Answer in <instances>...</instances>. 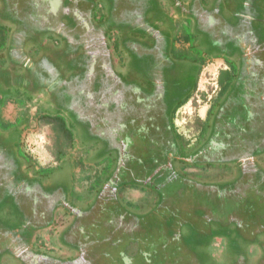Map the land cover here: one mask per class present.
Listing matches in <instances>:
<instances>
[{
    "label": "flooded vegetation",
    "instance_id": "af4514ba",
    "mask_svg": "<svg viewBox=\"0 0 264 264\" xmlns=\"http://www.w3.org/2000/svg\"><path fill=\"white\" fill-rule=\"evenodd\" d=\"M59 3L60 0H55L53 9L46 12L43 19L59 13L62 8ZM244 5L248 10L243 16L246 21L234 26L238 29L242 27L245 42L237 43L232 38L234 34L220 35L217 38L222 50L212 42L211 47L216 50L215 58L207 63H201V57H195L191 47H188L183 59L176 58L181 65H176L168 60L167 48L154 41L157 37L154 33L146 36V41L140 44L131 35L125 36L127 40L122 44L131 52L129 62L121 65L125 77L118 76L111 68L119 82V85H112L116 101L114 110L106 113L103 108L114 124V142L107 143L105 138L91 134L89 128H80V133L74 111L64 107H60L64 111L53 110V113L41 118L51 120L44 121V125L55 138L54 119L60 116L66 121L73 139L76 136L82 146L96 147L88 162H103L111 158V172L94 190L90 187L92 196L84 205H78L73 199H76L73 186L77 179L71 167L73 161H62L55 168L33 166L30 159L20 153L15 140L18 131L13 130L15 126L0 118V163L3 166L0 169L9 173L6 178L0 177V188H4L0 210L7 205L8 216L13 219L8 228H16L19 232L18 247L10 256H4L1 264H26L28 258H33L34 264L77 262L82 252H77L65 238L76 223L101 202H106L103 209L111 204L118 216H121L122 209L127 215L137 216L140 222L153 211H164L150 216L146 230L141 225L145 237L143 242L149 248L153 247L148 249L149 253L142 250L143 264L172 263L175 258L178 262L189 263L183 257L185 251L193 256L196 264H203L202 260L206 257H209L210 264H216L215 258L207 251L212 242L209 239L213 237V241L221 242L225 238L227 251L219 255L226 257L229 264H259L264 261V229L248 235L247 221L241 217L243 208L245 211L248 209V206L244 207L243 199L253 195L251 187L264 184V11L260 7L252 9L247 0H244ZM252 10L256 11V15L251 14ZM203 13L215 17V23L208 21L205 24L200 16L201 22L208 28L218 23H230L215 2L203 7ZM192 24L194 26L195 23ZM178 25L175 24L176 27ZM208 34L212 36V31ZM151 39L154 42H147ZM182 47L174 46L173 50L179 54L185 48ZM215 64L214 76L208 77V80L205 78L201 83L203 72ZM23 65L25 67L26 62ZM178 69L185 73L179 81L173 79V76L177 77ZM28 76L31 79L24 75L30 82L20 81L29 83L35 93L29 100L37 102L46 95L42 90L38 91V86L40 89L44 87L53 96L51 87L39 84L32 71ZM103 79L105 76L101 74L97 89L101 88ZM53 105L57 107V103ZM187 105L189 110L195 111L191 115L185 113L188 116L182 117L179 130L173 115L182 108L185 110ZM129 160L135 162L134 166ZM129 162L131 177L128 180L124 179V174L127 170L129 173ZM98 179H101L99 175L94 179L93 186ZM173 180L177 181L174 191L164 192L163 188ZM134 188L144 189L153 197L150 208L141 215L135 214V210L128 206L129 202L123 203L121 199L123 191ZM259 192L262 198L264 191ZM183 193L193 198L190 203H185L187 208L181 215L173 210L181 212ZM173 205H178L179 209ZM33 207L34 217L31 213ZM210 208L212 214L224 211L228 215L219 226L216 225L222 235L217 236L216 226L210 225L211 215L204 213L211 211ZM43 230L50 233L49 240L55 241L59 248L72 251V258H66L71 257L69 255L55 258L46 251H38L35 241L41 240L38 236ZM8 232L9 229L4 234ZM160 241L164 244L155 247ZM130 262L135 264L134 258Z\"/></svg>",
    "mask_w": 264,
    "mask_h": 264
},
{
    "label": "rangeland",
    "instance_id": "374dc122",
    "mask_svg": "<svg viewBox=\"0 0 264 264\" xmlns=\"http://www.w3.org/2000/svg\"><path fill=\"white\" fill-rule=\"evenodd\" d=\"M247 1L250 2L252 9L260 7L264 11V0ZM212 2H215L217 9H220L225 20L230 23L227 25L218 23L213 28L205 25L208 21L210 24L215 23L214 15L210 17L207 13L202 14L203 7H209ZM243 2L244 0H60L59 5L62 8L58 10L59 13L43 19V15L53 9L55 0H0V118L7 124L15 126L14 131H18L15 140L20 153L25 154L33 166L40 168H55L62 161L69 163L73 161L71 167L75 170L74 174L78 179L73 186L76 195V199H73L80 206L86 204L92 196L90 187L94 190L111 172L113 168L111 158L100 162L99 165L97 163L92 165L88 162V158L96 147L82 146L76 136L71 145L59 149L55 136L44 125L41 118L53 113V110L64 111L60 108L64 107L74 111L80 133H82L80 128L84 130L89 128L91 134L105 138L107 143L114 142V124L109 121L104 111L107 113L109 110H114L113 106L116 101L112 85L119 82L112 70L114 69L118 76L125 77L121 65L130 60L131 52L122 44V41L124 43L127 40L125 36L131 35L140 44L146 41V36L154 33L157 35L154 41L167 48L168 60L178 66L181 63H178L176 58L179 56L178 58L183 59L188 47H191L195 57L196 55L201 57V63H207L215 58L216 50L211 47L212 42L218 46L219 50H222V46L218 44L220 35L233 36L234 34L235 38H232L237 43L245 42L242 27L241 29L236 28L240 21H246L243 16L248 13V10L245 5L243 6ZM85 14L89 24L82 27L81 23L84 22L80 21V16L84 17ZM251 14L256 15V11L252 10ZM200 16L205 24L201 22ZM176 23L182 31L175 26ZM192 23H195L194 26ZM84 26L88 27L87 31ZM209 31H212V36L208 34ZM97 37L104 42L106 49V54L103 53L104 55L99 57L102 68L95 67L97 50L100 49V46L94 44ZM154 41L151 39L147 42ZM200 44L201 46L198 47ZM181 45L185 48L182 47L183 51L176 54L173 47ZM27 59L33 62V65ZM170 61L169 63H172ZM25 62L27 65L24 67ZM198 63L200 64V61ZM217 64L208 67L203 72L201 83L205 78L208 80V77L214 76ZM30 71L39 84L47 85V88L51 87L53 96L49 95L47 89L44 87L40 89L41 87L38 86V91L42 90L46 95L40 97L37 102L28 99L35 93L29 83L20 80L30 82L24 77L25 75L31 79L28 76ZM101 74L105 76V79L100 85L101 88L97 89ZM184 74V70L178 69L177 77L173 76V79L179 81ZM51 100H54V104L57 103V107H54ZM189 109L190 106L187 105L185 110L182 108L173 115L179 130H181L182 117L188 116L185 113L191 115L195 111ZM100 114L103 115L100 116ZM131 160L129 161L134 166L135 162ZM130 162L127 165L129 173L127 170L124 174V179L128 180L131 177ZM77 163L82 165L79 166ZM2 167L0 163V168ZM7 175L9 173L7 174L5 169L4 171L0 169V177L6 178ZM98 175L101 179H98L96 185L93 186L94 179ZM85 176H90V178L82 180L81 178ZM176 182L173 180L169 181L168 185L166 183L163 191L166 193L169 190L174 191ZM3 190L0 188V207L4 201V194L1 193ZM251 190L253 195H250L251 197L247 195L246 199H243L244 207L248 206V209L245 211L243 208L244 212L241 215L247 221L248 235L264 229V196L261 198V192H259L264 191V184H254ZM104 194L108 197L107 192L104 191ZM182 196L184 200L181 212L173 210L177 214H183V209L187 208L185 203H190L189 201L193 198L184 193ZM121 199L123 203L129 202L128 206L135 210L137 215L144 214L153 201L152 195L140 188L123 191ZM177 201L181 200L177 199ZM105 203L101 202L99 206L97 204L67 234L65 241L74 246L77 252H82L80 259L73 264H131L132 258L135 264H143L142 250L149 253L148 249H153V247L146 246L142 233L144 229L146 230L150 216L160 214L163 210L153 211V214L140 222L137 216L127 215L122 209L121 216H118L111 204H107V210L103 209ZM173 207L179 209L178 205H173ZM210 209L211 211L204 213L211 215V226H219L222 219L228 218L226 212L216 211L212 214V208ZM7 210V205L0 210V222L2 223L0 225V251L3 252L0 262L4 261V256H10V253L18 247L19 232L16 228H8V224L13 223V219L8 216ZM34 210L35 207L31 210L32 217L35 216ZM26 217L29 221L31 220L27 213ZM217 226L215 227L218 231L217 236L222 235ZM8 229L10 232L4 234ZM49 236L50 233L45 230L42 231L41 236H38L41 238L35 241L38 251H46L55 258L68 255L71 257L66 258H72V251L59 248L54 243L55 241L49 240ZM213 239L214 237L209 239L212 242L207 249L208 255L215 258L216 264H229L228 259L225 260L226 257L221 258L219 255L227 251L228 244L224 242L225 238L223 242L213 241ZM163 244L161 241L157 242L155 247ZM183 257H186L189 263L196 264L193 256L187 251L184 252ZM173 261L165 264H189L178 262L177 258ZM202 263L210 264L209 257L203 259ZM26 264H34L33 258H28ZM259 264H264V261H260Z\"/></svg>",
    "mask_w": 264,
    "mask_h": 264
},
{
    "label": "trees",
    "instance_id": "16d2710c",
    "mask_svg": "<svg viewBox=\"0 0 264 264\" xmlns=\"http://www.w3.org/2000/svg\"><path fill=\"white\" fill-rule=\"evenodd\" d=\"M45 122H50V119H45L43 120ZM54 122L56 123V128L54 129V133L56 134V143H57V147L59 149H63L65 147H67L68 145H71L73 143V135L71 133V131L68 129L67 125H66V121L64 120V118L58 116L54 119ZM63 153V152H62ZM79 164L82 165L81 163H77V165ZM90 176H85L83 178H81L82 180H86L89 179Z\"/></svg>",
    "mask_w": 264,
    "mask_h": 264
},
{
    "label": "water",
    "instance_id": "95a60500",
    "mask_svg": "<svg viewBox=\"0 0 264 264\" xmlns=\"http://www.w3.org/2000/svg\"><path fill=\"white\" fill-rule=\"evenodd\" d=\"M80 21H82V22H84V23H81V25H82V27H83V25H87V24H89V23H87V21H88V18H87V15L85 14L84 15V17H82V16H80ZM84 26V27H85ZM88 27H85L84 29L86 30ZM84 30V32H86ZM96 40H94V44H96L97 46H100V49L99 50H97V62L95 63V67L96 68H102L103 67V65H102V63H101V61L99 60V57L101 56V55H104V54H106V49H105V47H104V42L103 41H101L100 40V38H95ZM103 45V46H102ZM104 53V54H103Z\"/></svg>",
    "mask_w": 264,
    "mask_h": 264
},
{
    "label": "crops",
    "instance_id": "0c3cea01",
    "mask_svg": "<svg viewBox=\"0 0 264 264\" xmlns=\"http://www.w3.org/2000/svg\"><path fill=\"white\" fill-rule=\"evenodd\" d=\"M99 163H100V162H97L98 165H99ZM95 164H96V162H93V163H92V165H95ZM95 168H96V167H95Z\"/></svg>",
    "mask_w": 264,
    "mask_h": 264
}]
</instances>
